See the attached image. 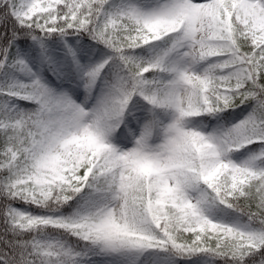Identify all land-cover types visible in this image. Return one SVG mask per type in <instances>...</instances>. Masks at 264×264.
Segmentation results:
<instances>
[{"label": "snow or ice", "instance_id": "snow-or-ice-1", "mask_svg": "<svg viewBox=\"0 0 264 264\" xmlns=\"http://www.w3.org/2000/svg\"><path fill=\"white\" fill-rule=\"evenodd\" d=\"M0 264H264V0H0Z\"/></svg>", "mask_w": 264, "mask_h": 264}]
</instances>
